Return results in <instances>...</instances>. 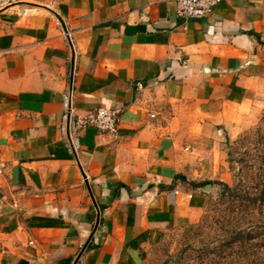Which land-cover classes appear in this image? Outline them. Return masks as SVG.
I'll use <instances>...</instances> for the list:
<instances>
[{
  "label": "crops",
  "instance_id": "1",
  "mask_svg": "<svg viewBox=\"0 0 264 264\" xmlns=\"http://www.w3.org/2000/svg\"><path fill=\"white\" fill-rule=\"evenodd\" d=\"M263 30L264 0L189 20L175 0H0V264H138L196 221L203 153L264 88ZM70 93L78 114L118 109L117 134L73 149Z\"/></svg>",
  "mask_w": 264,
  "mask_h": 264
},
{
  "label": "rangeland",
  "instance_id": "2",
  "mask_svg": "<svg viewBox=\"0 0 264 264\" xmlns=\"http://www.w3.org/2000/svg\"><path fill=\"white\" fill-rule=\"evenodd\" d=\"M256 96L248 125L218 153H203L195 174L232 190L207 184L199 218L147 244L138 264H264V202L256 201L264 190V88ZM237 233L243 238L235 241Z\"/></svg>",
  "mask_w": 264,
  "mask_h": 264
},
{
  "label": "built area",
  "instance_id": "3",
  "mask_svg": "<svg viewBox=\"0 0 264 264\" xmlns=\"http://www.w3.org/2000/svg\"><path fill=\"white\" fill-rule=\"evenodd\" d=\"M221 1L175 0L177 13L185 20L210 16ZM64 107L62 129L65 133L69 134L73 149L79 147V133L89 126H94L102 133L111 136H115L118 132L120 123V111L118 109L102 106L86 114H78L72 108V93L65 97Z\"/></svg>",
  "mask_w": 264,
  "mask_h": 264
},
{
  "label": "trees",
  "instance_id": "4",
  "mask_svg": "<svg viewBox=\"0 0 264 264\" xmlns=\"http://www.w3.org/2000/svg\"><path fill=\"white\" fill-rule=\"evenodd\" d=\"M181 176V175H179ZM193 186L194 187H203V186H206L207 184H221L224 189H227V190H232V188L227 184V183H224V182H221V181H205L203 183H198V182H192ZM257 200H261L264 202V190L262 192H260V195H258L256 197V201ZM238 234V233H237ZM241 235L240 233L238 235L235 236V241H237L238 239H242L243 237L242 236H239ZM252 238V237H250Z\"/></svg>",
  "mask_w": 264,
  "mask_h": 264
},
{
  "label": "water",
  "instance_id": "5",
  "mask_svg": "<svg viewBox=\"0 0 264 264\" xmlns=\"http://www.w3.org/2000/svg\"><path fill=\"white\" fill-rule=\"evenodd\" d=\"M133 29L136 30V27H134V28L131 27V30H133ZM78 260L79 259H77L74 264H77L78 263Z\"/></svg>",
  "mask_w": 264,
  "mask_h": 264
}]
</instances>
